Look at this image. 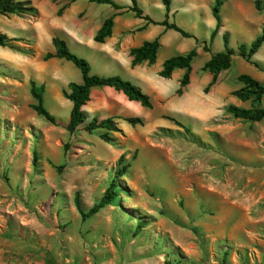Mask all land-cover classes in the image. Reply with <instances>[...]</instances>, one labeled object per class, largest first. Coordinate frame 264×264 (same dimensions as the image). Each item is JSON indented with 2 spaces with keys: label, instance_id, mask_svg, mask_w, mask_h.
I'll return each mask as SVG.
<instances>
[{
  "label": "rangeland",
  "instance_id": "rangeland-1",
  "mask_svg": "<svg viewBox=\"0 0 264 264\" xmlns=\"http://www.w3.org/2000/svg\"><path fill=\"white\" fill-rule=\"evenodd\" d=\"M80 1L75 9L88 11L89 2ZM136 1L152 19H164L161 0ZM222 1V33L212 39L215 0H173L169 20L193 36L180 50L188 45L185 52L199 51L192 89L210 82L201 68L224 49L228 34L234 53L231 67L221 72L216 99L225 107L251 108L249 100L227 91L242 87V74L264 83V44L252 63L238 55L240 45L249 46L261 33L264 0L260 11L253 0ZM44 53L38 62L50 68ZM167 55L160 51V59ZM61 63L67 83L81 78L71 62ZM19 76L0 67V264H264V119H207L204 112L175 111L178 101H172L168 112L144 108L140 124L122 122L128 131L108 134L106 143L103 130L89 133L82 125L68 133L71 103L65 115L50 90L43 104L56 123L37 116L30 87ZM179 79L171 80L174 90ZM86 116L88 123L92 117ZM124 165L113 204L82 220L75 194L87 211Z\"/></svg>",
  "mask_w": 264,
  "mask_h": 264
},
{
  "label": "crops",
  "instance_id": "crops-1",
  "mask_svg": "<svg viewBox=\"0 0 264 264\" xmlns=\"http://www.w3.org/2000/svg\"><path fill=\"white\" fill-rule=\"evenodd\" d=\"M29 1L37 10L36 17L18 15L0 16V32L8 38L17 40L14 44L27 51V53H23L0 46V67L8 69L11 73H19L20 81L24 85H29L30 87V81H34L38 86L43 85V94L47 90H50L49 92L55 103L57 105L58 103L65 105V115L69 110L71 102L63 96L64 91H69L67 88L69 83L66 82L63 74L64 65L61 63L63 59L51 58L44 61L52 64V67L48 68L47 64L38 62L37 57L42 52H45L43 56L48 52H54L55 49L52 44L54 37L64 41L69 49L74 47L83 53L81 57L85 58L89 63L91 75L99 77L118 76L139 87L150 98L152 108L157 106L163 111H167L166 109L167 107L169 108L172 101H178L176 102L178 107L174 106L172 108L175 111L193 116H198L204 112L207 119H214L219 116L226 119L229 118V114L223 115L225 108L223 102L219 103L216 99V86L220 81L221 73L217 76L216 82L209 88L204 100L201 96L204 90L202 85L198 89L191 88L193 78L192 63L189 84L183 88L181 95L176 94V90L179 87L174 90L175 88L171 84V80L181 79L184 70H174L169 78L159 76L163 62L175 56L170 54L172 51L179 49L176 52V55H178L192 50L190 49L192 46L188 45L183 50H180L181 44L186 45L185 40L187 38L182 37L180 33L174 30L166 29L163 25H160L164 19L154 20L140 7L138 8L142 11V16L137 17L135 12L130 9L132 7L130 0H113L117 5L122 7L121 9H114L111 6L107 9L100 7L107 4H98L96 6L94 4L97 3L87 0L89 3H85V6L88 11L75 9L76 3L82 2L80 0H73L72 2L70 0ZM95 8L105 9H102L101 12H94ZM171 12L172 2L169 15ZM110 16H113L110 36L101 43L95 42V34L102 26L104 20ZM145 16L151 19L153 23H148L143 18ZM168 23H172L169 17ZM262 23L264 25V20ZM215 26L216 21L213 22L212 20L211 27H213V30ZM220 33H222V20L221 27L216 34ZM156 38L159 40L160 48L157 52L155 63L149 65L144 62L132 66V58L129 55V51L139 47L145 41H152ZM43 45L45 48H43ZM188 47H190V50L185 52ZM30 51L33 52L32 55L28 54ZM160 51L167 52L168 55L164 59H160ZM250 63H252V58L250 59ZM253 64L258 67L257 63ZM211 79L212 75L210 81ZM82 82V76L75 79L76 84H82ZM227 94L231 95L230 91H227ZM157 107L154 112L158 111ZM83 110L86 115L92 118L97 117L98 120L112 119L116 123L117 128L123 131L128 130L121 124L122 122H126V119L133 117L143 119L141 118V114L145 112L144 107L139 102L129 100L121 91L108 86L92 87L90 89L89 101L83 106Z\"/></svg>",
  "mask_w": 264,
  "mask_h": 264
},
{
  "label": "trees",
  "instance_id": "trees-1",
  "mask_svg": "<svg viewBox=\"0 0 264 264\" xmlns=\"http://www.w3.org/2000/svg\"><path fill=\"white\" fill-rule=\"evenodd\" d=\"M55 1V0H53ZM73 0H70L72 2ZM89 2H94L97 4H107L114 9H121L113 0H88ZM132 7L130 8L135 12L137 17L142 16V11L138 8L136 0H130ZM165 9V18L160 23L166 29L174 30L181 34L184 38L193 37L189 33L182 30L174 23H168V17L170 12V5L172 0H161ZM255 9L261 10V0H253ZM223 4L222 0H215V4L212 7V15L216 21L215 29L211 32V39L216 35L217 31L221 27L220 18V6ZM60 12V11H59ZM37 16V10L31 5L29 0H0V16ZM148 23H153L151 19L147 16L143 17ZM113 25V16L108 17L104 20L102 26L97 31L94 36L95 42H103L111 34V28ZM15 39L8 38L5 34L0 32V46L8 47L10 49L27 53L23 49L17 47L14 42ZM224 49L223 51L211 54L209 60H207L202 71L209 72L212 75V79L209 84L204 88V92H208L209 88L216 82L219 73L228 70L231 67V56L234 51L228 48V34H223ZM264 43V25L261 28V33L250 43L249 46L240 45L238 47V55L246 62L250 63L252 56L259 50V48ZM52 44L54 47L53 53H46L43 56V61H47L51 58L63 59L71 62L81 73L82 84L69 83L67 85L68 92L64 91L63 96L65 99L72 103V107L69 112L68 122L66 124V130L68 133L73 134L76 132L80 126L83 125V130L86 132H93L96 130H103L105 133L100 135V139L106 143H110L111 139L108 134L112 132L120 131L116 123L110 119L98 120L97 117H93L88 123L86 122V113L83 110V106L89 101L90 89L92 87L108 86L112 87L117 91H121L129 100L137 101L144 108L151 109L152 103L150 98L144 94L141 89L133 85L129 81H125L118 76L112 77H99L90 74L89 63L82 58H79L72 54L65 42L61 39L54 37L52 39ZM160 48V43L158 38L152 41H145L139 47L133 48L129 51V55L132 58V66L139 65L146 62L149 65L155 63L157 52ZM204 51L208 52L209 48L204 44ZM28 54H33L32 51ZM197 56L196 49H192L185 54H178L166 59L162 68L159 72V76L162 78H169L172 72L176 69L184 70V73L179 81V88L176 90L177 95H181L183 88H185L190 81L191 63ZM257 67V65H255ZM238 81L242 84V87L238 90L232 91L231 95L240 101H250L252 104L251 108H241L233 104H229L224 108L225 113L231 115L235 119L248 122H260L264 119V107L260 106L262 97H264V83L252 78L249 75H239ZM43 85H36L34 81H30V95L34 100V103L30 106L31 109L37 114V116L43 118L46 122L50 124H55L56 120L53 115L44 107L43 104ZM126 122L131 125L140 124L141 120L139 118L133 117L126 119ZM36 156V155H35ZM122 158V157H121ZM120 160V159H119ZM117 167L115 176L113 177L109 186L105 189L103 195L100 199L95 202L87 211L83 209L79 193L75 194L74 205L79 212L82 220H86L91 216L97 214L100 210L106 206L113 204L115 197L119 195V185L118 178L124 176V168Z\"/></svg>",
  "mask_w": 264,
  "mask_h": 264
}]
</instances>
